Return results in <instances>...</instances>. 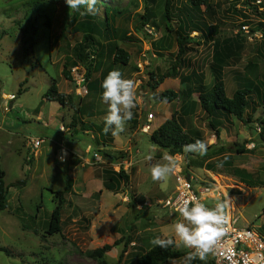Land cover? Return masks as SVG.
<instances>
[{
	"label": "rangeland",
	"instance_id": "obj_1",
	"mask_svg": "<svg viewBox=\"0 0 264 264\" xmlns=\"http://www.w3.org/2000/svg\"><path fill=\"white\" fill-rule=\"evenodd\" d=\"M185 1H179L176 6L184 5ZM209 3L213 6L212 11L204 12V7L200 8L205 23L217 24L221 39H235L236 36L242 39L237 50L234 46L232 57L222 68L227 96L245 87L247 80L261 82L264 94V34L261 31L264 29V0H209ZM96 6L100 11L94 17L102 20L98 25L104 23L105 11L112 27L119 33L126 32L135 37V42L118 44L128 51L131 65L139 72L133 77L140 103L138 113L135 110L138 124L132 130L127 122L125 131L113 137L114 142H111L110 132L108 137L102 132L106 111L77 114L71 108L63 109L44 98L54 83L60 93L77 96L74 97L76 106L81 107L82 100L87 99H95L100 104L99 110L103 111L107 106L100 99L103 89L97 88L95 83L90 85L87 96H78L75 85L61 74L63 64L71 57L73 45L80 36L73 31L76 12L68 9L65 0H0V166L5 172L6 186L25 181L18 189L9 187L8 207L0 211V248L11 253L6 256L0 252V264H135L139 256L153 247L150 243L153 238L171 233L172 225L181 219L177 212L164 206L175 190L178 172L194 179L196 186L209 185L215 190L211 197L214 199L203 202L208 207L223 200L227 191L233 198L227 214L236 219V226L244 228L252 223L264 237V143L259 137L264 104L260 103V96H251L255 109L248 107L246 110V115L252 118L248 125L235 118L211 120L220 129L219 141L215 129L209 126L201 112L202 117L196 123L202 141L209 145L207 155L203 157L183 150L170 154L153 145L149 136L164 116L169 115L166 107L170 104L154 99L153 90L147 85L149 74L155 77L164 73L171 61L169 55L176 49L173 37L167 36L163 28V0H157L152 10V21L159 26L152 30L155 36L146 31L147 27L143 32L137 30L138 16L143 13L141 0H97ZM119 10H124L122 15L113 16ZM47 16L51 19L50 29L42 25ZM197 35L194 32L191 37ZM158 37H165L167 45L163 47L156 42L157 46L154 40L157 41ZM153 54L156 57L153 58ZM195 56L200 58L198 71H203L200 80L203 84L204 81L210 82L212 76L208 64L212 49L197 47L192 59ZM139 61L144 62L141 69L137 67ZM128 68L116 66L122 75L129 72ZM155 82L156 79L151 84ZM179 85L176 81L165 86L164 90H178ZM181 86L182 90L185 89L186 83ZM156 91L158 94L163 92ZM6 95H12V98ZM85 110L91 109L87 107ZM149 113L155 116L151 130L142 132L141 127ZM72 117L77 121L73 135ZM230 119L235 121L228 122ZM220 123L226 128L221 129ZM61 125L63 132L60 131ZM29 139L43 140L35 153L29 147ZM62 140H65L62 147L54 151V141ZM246 144H253L254 148L236 152ZM112 146L116 149L112 150ZM219 152L230 154L234 168L245 172L241 176L248 186L240 183L231 169L225 167ZM93 153L98 154L100 161H93ZM148 154L153 155V161L144 160ZM168 154L176 158V170L164 182L152 181L149 164L165 163L163 157ZM117 163H125L122 165L125 169L120 168L128 181L114 193L102 186L108 178L106 172H117L114 169ZM212 174L215 179L211 178ZM68 180L71 187L65 195L62 231L59 235L47 236L44 231L55 206L49 190L63 191ZM134 195H141L144 205L136 203ZM129 240L120 259L125 242ZM116 241L120 242L118 246L113 245ZM105 244L113 247L103 259L88 257L87 252ZM175 249L191 251L183 247ZM209 259L210 255L205 260ZM171 262L183 264L182 259L166 264Z\"/></svg>",
	"mask_w": 264,
	"mask_h": 264
},
{
	"label": "trees",
	"instance_id": "obj_2",
	"mask_svg": "<svg viewBox=\"0 0 264 264\" xmlns=\"http://www.w3.org/2000/svg\"><path fill=\"white\" fill-rule=\"evenodd\" d=\"M143 4V13L138 16V32H143L146 26H151L154 29H158L159 26L156 22L152 21V10L157 0H141ZM181 0H163V13L162 20L164 22V29L166 35L173 37L175 43V52L170 54V64L164 73L158 76L155 84H151V81L155 80L153 74H149L150 80L147 85L153 90L154 99L158 101H166L165 103H171L172 101L182 97L183 93L191 95L197 93V102L200 109L207 116L209 126L215 129L216 139L219 138V130L215 127L214 120L216 118H235L244 125H248L252 122V118L246 115L248 107L254 105V101H251L252 95H261L262 89L260 88L261 82L259 81H246V86L236 89L231 96H227L224 87V81L222 76V68L232 57L234 46L236 50L239 47L238 36L235 39L225 38L221 39L218 36V25L206 24L202 18L201 7H204V12L212 11L213 6L209 3V0H186L184 5L176 6ZM240 1V0H238ZM247 1V0H244ZM84 9L74 10L75 18L72 22L73 31L78 33L79 37L76 39L72 48V55L66 58V63L63 64L62 77L72 83L70 69L78 66L84 71V84L87 88V94L90 93V85L93 83V74H96L102 65L109 64L104 67L103 75L111 70H114L116 66H128L129 53L125 48L121 46L124 42H135V37L127 35L126 32L119 33L117 29L111 26L108 16L104 11V23L96 20L91 15H80V12ZM235 12L240 13L239 10L233 8ZM124 10H119L117 13H113V16H121ZM78 16V18H77ZM95 19V20H94ZM77 20V21H76ZM43 27L51 28V19L46 17V21L42 23ZM104 26V27H103ZM264 34V29H262ZM197 32L196 37H191V34ZM155 34V33H154ZM154 36V35H152ZM170 37V36H169ZM196 38V39H195ZM155 41V40H154ZM120 42L121 44H118ZM211 42L212 56L209 63V72L212 76V84L206 88L202 83L193 89L178 91L164 90L161 93H155V89L159 83L164 79H179L180 84H184L188 79L187 76L183 77V71L192 67L193 62L189 56L197 53V47L203 46ZM31 46L26 47L29 49ZM108 59V61H107ZM137 69V68H136ZM134 68L133 71H136ZM138 71V70H137ZM136 71V72H137ZM107 75V74H106ZM74 97H77L74 93L63 94L58 92L56 85L53 83L44 95V98L48 101L56 102L61 108H71L77 114H79L80 106L74 105ZM155 99V100H156ZM81 100V99H79ZM80 102V101H79ZM263 102V103H262ZM260 103L264 104V96L260 98ZM258 106V103H257ZM256 106V107H257ZM252 110L255 108L252 106ZM135 113V112H134ZM136 115V114H135ZM137 116V115H136ZM214 118L213 121H211ZM77 121L75 117H72V123L70 127L73 130L77 127ZM130 128H136L137 121L132 119L129 121ZM194 137L191 136L184 126L182 120H178L173 114L170 119L165 120L159 125L149 136V141L163 149L170 154H176L183 150V146L189 143L195 142L197 139L202 140L198 132H194ZM259 137L264 141V120H259ZM241 153V152H238ZM107 156V154H106ZM122 159V158H119ZM107 173L108 178L103 181L104 189L117 193L120 190V186L128 181V177L125 175L122 169L118 172ZM5 172L0 166V211L7 209L8 207V189L9 187H16L17 189L24 186L25 181L20 180L6 186L4 183ZM71 187L70 180L66 182V187L63 191H51L53 194L55 206L50 214L47 228L44 234L47 236L59 235L62 227V212L66 203L65 195ZM133 200L139 205H144L145 201L141 195L132 196ZM44 236V235H43ZM45 237V236H44ZM129 241L125 242V246L120 255V259L129 244ZM120 242L116 241L113 245H119ZM113 245L105 244L100 248H96L90 252H87L88 257L96 258L98 260L103 259L105 253L111 250ZM0 252L5 253L6 256L11 255L10 251L6 248H0ZM187 250H176L174 247L168 249H161L159 247H152L145 253H143L136 260L135 264H166L168 261L175 259H182L184 264V257ZM101 263H103L101 261ZM191 264H214L212 259L200 261L199 259L193 260Z\"/></svg>",
	"mask_w": 264,
	"mask_h": 264
},
{
	"label": "clouds",
	"instance_id": "obj_3",
	"mask_svg": "<svg viewBox=\"0 0 264 264\" xmlns=\"http://www.w3.org/2000/svg\"><path fill=\"white\" fill-rule=\"evenodd\" d=\"M65 3L71 10L78 11L83 8L84 10L80 12L82 16H95L100 11L96 6L97 0H65ZM101 88L102 102L107 105L102 132L106 135L110 132L116 137L125 131L127 122L133 119L132 110L137 106L136 83L132 79L124 78L119 70L114 69L107 73ZM208 147L206 142L197 139L193 143L184 145L183 152L203 157L207 155ZM153 159L151 154L144 157L146 162H151ZM163 160L165 163L149 164L148 171L154 182L166 181L176 170L177 160L173 155H165ZM232 203L233 198L229 197L227 191L223 200H217L214 207L206 206L193 195L175 209L181 219L172 225V232L165 233L163 237L157 236L150 243L161 249L169 247L191 249L184 257V264H191L196 259L204 261L214 251L219 239L225 233V226L228 223L227 211Z\"/></svg>",
	"mask_w": 264,
	"mask_h": 264
},
{
	"label": "built area",
	"instance_id": "obj_4",
	"mask_svg": "<svg viewBox=\"0 0 264 264\" xmlns=\"http://www.w3.org/2000/svg\"><path fill=\"white\" fill-rule=\"evenodd\" d=\"M147 27V28H146ZM146 31L150 35L152 27L146 26ZM150 29L151 31H149ZM154 57V56H153ZM143 61H139L137 67L142 68ZM72 83L75 85L76 94L85 96L87 88L84 84V71L82 68L75 66L70 69ZM12 98V97H11ZM154 115L149 113L146 122L142 125L141 131L148 132L151 130V123ZM63 129V130H61ZM63 132V126L60 127ZM153 131V130H152ZM43 140L29 139L28 144L32 152H36ZM248 149L254 148V145L247 146ZM93 161L98 162L100 158L98 154H92ZM90 162V161H89ZM194 179L188 178L178 172L175 177V190L173 194L166 200L164 206L176 212L175 209L186 199H190L193 195L198 197L201 202L211 199L215 190L209 185L194 184ZM191 206V205H190ZM236 219L229 217L225 226V233L219 239L214 251L210 253L214 264H264V237L253 226L248 225L244 228L236 226Z\"/></svg>",
	"mask_w": 264,
	"mask_h": 264
},
{
	"label": "crops",
	"instance_id": "obj_5",
	"mask_svg": "<svg viewBox=\"0 0 264 264\" xmlns=\"http://www.w3.org/2000/svg\"><path fill=\"white\" fill-rule=\"evenodd\" d=\"M165 37H158V38H156V39H158L157 41L155 40V44H156V42H160V44L164 47V46H166L167 45V43H166V39H164ZM157 45V44H156ZM157 46H159V45H157ZM203 46H207V47H209V48H211L212 47V45H211V42H209L208 44H206V45H203ZM162 47V48H163ZM128 52V51H127ZM166 52V51H165ZM130 55V54H129ZM152 56H154V57H156V55L155 54H153ZM153 57V58H154ZM191 59H192V56H189ZM199 57L198 56H195L193 59H192V62H193V65H192V67H190L189 69H187V70H185V71H183V77H185V76H187L188 77V79L185 81V83H186V86L185 87H183V88H185V89H183V90H186V89H193V90H195L196 89V87L197 86H199V84H203V81L202 80H200V77L202 76V73H203V71H198V64H199ZM107 61H108V59H107ZM106 65H109L108 63L107 64H104V65H102L101 66V68L99 69V71L96 73V75L95 74H93V83H95V85L97 86V88H100V89H102L101 88V83H102V81L104 80V78H105V76H106V74L105 75H103V72H104V67L106 66ZM107 67V66H106ZM128 71L129 72H127L125 75H123V77L124 78H127V79H132L133 80V77L135 76V74H137V73H139L138 71L136 72V71H131V70H133L134 69V67L131 65V62H130V57H129V62H128ZM118 68V67H117ZM208 68H209V64H208ZM115 70H117L116 69V67H115ZM210 73V72H209ZM211 75V74H210ZM158 76L159 75H156L155 76V79L156 80H158L157 78H158ZM168 79H170V78H167V79H164L160 84H158V86L156 87V89H155V93H157V91L156 90H158V91H164V87L166 86V87H168V84H171V83H175L176 81H177V85H179L180 84V82H179V79H172V81H169ZM211 84H212V80L210 81V82H207V81H204V86L206 87V88H208V87H210L211 86ZM178 87V86H177ZM182 89V86H181V84L179 85V87L177 88L178 90L179 89ZM165 90H173V91H178V90H175V88H172V89H170V88H168V89H165ZM59 92V91H58ZM68 93V92H67ZM67 93H63V94H67ZM263 95L264 94H261V95H258V94H256L255 95V97H257V96H260V98L262 99V97H263ZM6 96H8V98H10V97H12V95H6ZM5 96V97H6ZM87 96V95H86ZM96 98H98V96L96 97ZM101 99V98H100ZM95 99H87L86 101H84V100H82V106H81V108H80V111H82V113L85 115V113L86 114H99V113H101V112H107V106H105L104 107V109H103V111L102 110H99L101 107H99V108H97L98 107V105L100 106V104H98V103H96L95 101H94ZM98 101H99V98L97 99ZM252 101V100H251ZM253 102V101H252ZM170 104V107H166V111L168 112V116H164V118L162 119V121L155 127V129L159 126V125H161L165 120H167V119H170L171 118V116L174 114L176 117H177V119L180 121V120H182L183 121V123H184V126H185V128H186V131L191 135V136H193L194 137V132L196 131V132H198V134L201 136L202 135V133H201V130H199V128H198V125H197V121H198V119H200L201 117H202V115H201V112H202V110L200 109V106H199V104H198V102H197V93H192L191 95H189V94H187V92L186 93H183L182 94V97H179L178 99H176V100H174V101H172L171 103H169ZM259 104V103H258ZM136 107L132 110L133 111V119L136 121V118H138V116H136L135 114H136V112L138 113V110H139V105H140V103H139V97H137V99H136ZM85 106H86V108L87 107H89L91 110L90 111H88V110H85L86 108H85ZM104 106V105H103ZM253 106V105H252ZM251 106V107H252ZM135 110H136V112H135ZM135 112V113H134ZM203 113V115L205 116V120H206V122H208V120H207V116L204 114V112H202ZM154 119H155V116H154ZM154 119L152 120V121H154ZM236 120V119H235ZM234 120V121H235ZM232 119H230L228 122H234ZM236 121H238V120H236ZM238 122H240V121H238ZM103 123H104V120H103ZM62 126V125H61ZM220 127H221V129H224V128H226V126H224L222 123H220ZM220 130V129H219ZM75 130H73V131H71V135H73L75 132H74ZM83 132H87V130H84ZM107 137H108V134L106 135ZM131 136H133V134H131ZM111 139H112V141L111 142H114V138H113V136L111 137ZM219 139L220 138H218V139H216L217 141H219ZM131 140H132V138H131ZM130 140V141H131ZM65 140H62V141H54V143H55V145H54V151L55 150H59L58 149V147H62V143L64 142ZM101 143H103L102 141H100ZM262 142L264 143V141L262 140ZM135 144H133V146H134ZM213 145H215V144H213ZM245 146V147H244ZM243 146V148L241 147V149H237L236 150V152H242V151H244V150H249L248 148H247V144L246 145H244ZM113 147V149L112 150H115L116 148L114 147V146H112ZM211 147V146H210ZM244 148H246V149H244ZM88 149V148H87ZM221 152V151H220ZM219 152V157L221 158V159H223V162H224V165H225V167L226 168H229V169H231V172H232V175H234V176H237L239 179H240V183H242V184H244V185H246V186H248L247 185V183L246 182H244L245 181V179L243 178V176H241V174H243V173H245L243 170H238V168H234V164H233V162L231 161L232 159H231V157H230V154H224V153H220ZM166 154V153H165ZM62 156V155H61ZM161 159H162V157H161ZM90 161V160H89ZM125 165V163L123 164V163H117V165H115V167H114V169L118 172L121 168H123V169H125V167H123V166ZM120 166H122L121 168H120ZM212 173V172H211ZM214 175L212 174L211 175V178L212 179H215V177H213ZM220 177V176H219ZM242 179V180H241ZM264 183V182H263ZM209 184H211V183H209ZM213 185L212 186H215V184L214 183H212ZM103 187V186H102ZM103 189H104V187H103ZM173 192H174V190L172 191V194H173ZM171 194V195H172ZM239 194V193H238ZM214 198H211V200H213ZM217 202V201H216ZM215 205V204H214ZM214 205H213V207H214ZM230 210V209H229ZM230 216H229V214H228V218H229ZM248 225H251V226H253L254 227V224H248ZM247 225V226H248ZM257 227V226H256ZM254 227L255 229H257V230H259V228L257 227ZM263 227H264V225H263ZM262 227V228H263Z\"/></svg>",
	"mask_w": 264,
	"mask_h": 264
}]
</instances>
